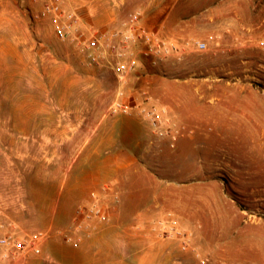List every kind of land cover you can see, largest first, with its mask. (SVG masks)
Segmentation results:
<instances>
[{
  "label": "rangeland",
  "instance_id": "obj_1",
  "mask_svg": "<svg viewBox=\"0 0 264 264\" xmlns=\"http://www.w3.org/2000/svg\"><path fill=\"white\" fill-rule=\"evenodd\" d=\"M63 3L86 35L108 31ZM40 10L0 0V234L46 233L24 264H264V0H179L159 32L138 21L184 51L138 57L121 83L108 47L90 63ZM91 193L107 220L67 240Z\"/></svg>",
  "mask_w": 264,
  "mask_h": 264
},
{
  "label": "built area",
  "instance_id": "obj_2",
  "mask_svg": "<svg viewBox=\"0 0 264 264\" xmlns=\"http://www.w3.org/2000/svg\"><path fill=\"white\" fill-rule=\"evenodd\" d=\"M34 1L41 4L40 16L51 18L55 36L65 39L74 35L78 41L79 49L90 63H99L104 57L103 45L108 47L109 54L114 59L111 69L119 83L123 82L136 69L140 56L162 59L170 56L180 57L183 54L184 50L179 43L165 41L156 33L139 27L140 15L138 12L129 13L119 28L88 36L81 29L80 19L76 12L66 10L63 0ZM257 45L264 49V37L257 40ZM136 47H141L140 51H136ZM195 47L198 50H204L206 45L203 42H198ZM114 105L120 107L123 112L127 111V107L117 101L114 102ZM164 112V109L156 106H149L140 111L142 116L155 128L158 127ZM91 198L87 205L77 210L72 228L74 236H68L67 240L79 242L82 233L89 229L93 220L100 222L107 220V214L95 193H91ZM166 224L164 233L181 236L175 219L168 218ZM3 226L0 223V229ZM45 236L46 233L41 230L16 232L13 228L6 229L3 234H0V264H24L28 255L40 253V243ZM181 247L182 249L186 248L184 240Z\"/></svg>",
  "mask_w": 264,
  "mask_h": 264
},
{
  "label": "crops",
  "instance_id": "obj_3",
  "mask_svg": "<svg viewBox=\"0 0 264 264\" xmlns=\"http://www.w3.org/2000/svg\"><path fill=\"white\" fill-rule=\"evenodd\" d=\"M79 14L86 22L107 30L119 28L129 12H138L139 24L160 31L168 18L177 13L179 0H77ZM103 15V21L100 18Z\"/></svg>",
  "mask_w": 264,
  "mask_h": 264
}]
</instances>
